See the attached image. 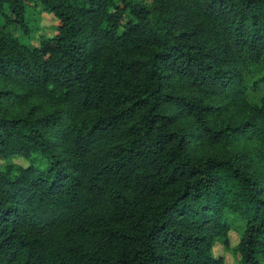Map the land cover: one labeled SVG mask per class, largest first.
I'll list each match as a JSON object with an SVG mask.
<instances>
[{
  "label": "trees",
  "instance_id": "obj_1",
  "mask_svg": "<svg viewBox=\"0 0 264 264\" xmlns=\"http://www.w3.org/2000/svg\"><path fill=\"white\" fill-rule=\"evenodd\" d=\"M31 4L60 21L39 44ZM0 20V264H223L226 213L238 264H264V0H0Z\"/></svg>",
  "mask_w": 264,
  "mask_h": 264
},
{
  "label": "rangeland",
  "instance_id": "obj_2",
  "mask_svg": "<svg viewBox=\"0 0 264 264\" xmlns=\"http://www.w3.org/2000/svg\"><path fill=\"white\" fill-rule=\"evenodd\" d=\"M26 17L31 30L29 40L32 44H39L43 36H53L57 32L60 24V21L53 14L45 11L38 4H31L27 7ZM1 22L0 20V24ZM246 79L250 100L254 102L259 101L261 94L264 92V65L255 67L249 72ZM35 161L40 165L42 163L40 158H36ZM7 162V160L0 159V165H4ZM11 162L21 165H27L29 163L28 160L22 157H15ZM224 219L230 224L229 245H225L223 239H218L213 252L215 256L223 258V264H238L234 247L242 236L245 222L231 213H226Z\"/></svg>",
  "mask_w": 264,
  "mask_h": 264
}]
</instances>
